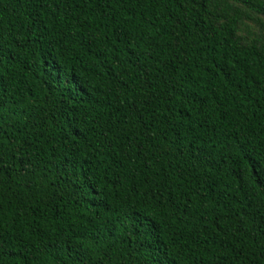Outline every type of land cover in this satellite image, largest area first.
I'll use <instances>...</instances> for the list:
<instances>
[{
    "label": "trees",
    "instance_id": "trees-1",
    "mask_svg": "<svg viewBox=\"0 0 264 264\" xmlns=\"http://www.w3.org/2000/svg\"><path fill=\"white\" fill-rule=\"evenodd\" d=\"M0 264H264V0H0Z\"/></svg>",
    "mask_w": 264,
    "mask_h": 264
}]
</instances>
